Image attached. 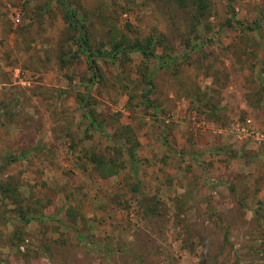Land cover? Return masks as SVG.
Listing matches in <instances>:
<instances>
[{
  "label": "rangeland",
  "instance_id": "374dc122",
  "mask_svg": "<svg viewBox=\"0 0 264 264\" xmlns=\"http://www.w3.org/2000/svg\"><path fill=\"white\" fill-rule=\"evenodd\" d=\"M201 3L0 0V264H264V0Z\"/></svg>",
  "mask_w": 264,
  "mask_h": 264
},
{
  "label": "trees",
  "instance_id": "16d2710c",
  "mask_svg": "<svg viewBox=\"0 0 264 264\" xmlns=\"http://www.w3.org/2000/svg\"><path fill=\"white\" fill-rule=\"evenodd\" d=\"M194 3L197 5V6H201L202 3H201V0H193ZM60 5L64 11V15L63 17L65 18L66 22H67V25L71 28H73L74 30L78 31V24H77V19H75L74 17V14L72 12H69L67 11L66 7L64 6V4L62 2H60ZM85 33V31H83L81 33V36H79L80 38L83 39V34ZM84 41V39H83ZM152 43V40L151 39H148L146 40L145 44L144 45H140V44H137V43H131V44H127L125 47H122L120 44H114L112 46V51H109L107 53H104V52H101V51H94V52H91L87 47H82L81 50H83V54H87V56H90V55H98L99 57H103V58H108V59H112L114 57V54L115 53H123V52H137L138 54H140L142 57L144 58H149V57H153V53L150 51V45ZM83 44L85 46L86 45V42H83ZM82 46V45H81ZM85 58H87L85 56Z\"/></svg>",
  "mask_w": 264,
  "mask_h": 264
},
{
  "label": "built area",
  "instance_id": "2783aa9c",
  "mask_svg": "<svg viewBox=\"0 0 264 264\" xmlns=\"http://www.w3.org/2000/svg\"><path fill=\"white\" fill-rule=\"evenodd\" d=\"M243 138L259 143L264 146V132L249 127H243L238 131Z\"/></svg>",
  "mask_w": 264,
  "mask_h": 264
}]
</instances>
